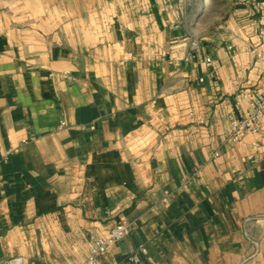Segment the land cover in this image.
Segmentation results:
<instances>
[{
    "label": "crops",
    "instance_id": "crops-1",
    "mask_svg": "<svg viewBox=\"0 0 264 264\" xmlns=\"http://www.w3.org/2000/svg\"><path fill=\"white\" fill-rule=\"evenodd\" d=\"M204 1L0 0V264H87L120 220L93 264H264V134L224 142L264 0Z\"/></svg>",
    "mask_w": 264,
    "mask_h": 264
},
{
    "label": "built area",
    "instance_id": "built-area-1",
    "mask_svg": "<svg viewBox=\"0 0 264 264\" xmlns=\"http://www.w3.org/2000/svg\"><path fill=\"white\" fill-rule=\"evenodd\" d=\"M206 64L212 66L213 59L208 57ZM214 74L215 72L211 71V75L214 76ZM203 80L204 78H201V81ZM242 96L248 100V109L243 110L240 108V100L236 102L237 107L232 110L230 128L224 139L225 144L228 146H232L250 133L264 134V82L253 90L244 92ZM64 125H66V122L61 121L59 126L62 127ZM255 145L259 146L260 143L255 142ZM215 154L219 155V152L217 151ZM130 227V221L120 220L114 226L104 230L99 236L95 237L90 243L89 255L86 260L87 264H93L98 256L107 250L110 244L128 235ZM147 253L148 248L143 245L132 252L128 259L139 263L142 261V255ZM4 264H25V262L22 256H15L6 260Z\"/></svg>",
    "mask_w": 264,
    "mask_h": 264
},
{
    "label": "rangeland",
    "instance_id": "rangeland-1",
    "mask_svg": "<svg viewBox=\"0 0 264 264\" xmlns=\"http://www.w3.org/2000/svg\"><path fill=\"white\" fill-rule=\"evenodd\" d=\"M204 4L205 7H203V10H207V11L211 10L216 13H220L222 10H225V7L222 6L221 0H205Z\"/></svg>",
    "mask_w": 264,
    "mask_h": 264
}]
</instances>
